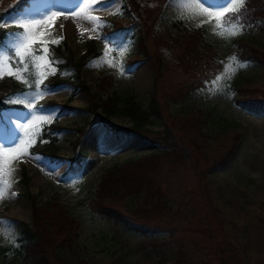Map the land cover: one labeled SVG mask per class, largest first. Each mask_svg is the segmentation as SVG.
<instances>
[{"label":"rangeland","instance_id":"obj_1","mask_svg":"<svg viewBox=\"0 0 264 264\" xmlns=\"http://www.w3.org/2000/svg\"><path fill=\"white\" fill-rule=\"evenodd\" d=\"M3 1L10 7L18 0H0V3ZM135 1L140 2L135 15L140 16L139 24L148 31L146 43L152 56L156 47L163 48L159 41L168 37L167 32L174 35L179 30H188L194 31V36L202 32L204 40L217 50L213 58L221 64L217 75L206 81L203 88L187 95L184 87L188 80L171 56L162 61L161 71L153 59H136L135 35L116 47L109 44L106 32L110 23H130L122 15V0H108L103 8L99 6L101 0H83V3L81 0H30L23 9L2 20L15 23H0V29L13 31L8 34L9 47L19 55L33 56L29 67L14 68L6 50L0 49V82H18L26 89L2 103L0 111V192L4 193L0 196V264H18L14 251L19 245L22 224H31L34 219L29 197L39 205L51 200L61 202L79 223L76 242L72 249L64 250L63 258L80 259L87 264H110L125 254L129 263L143 264L136 251L141 236L130 227L141 223L131 209H135L137 203L143 205L145 194L141 193L138 200L123 196L127 197L124 201L114 202L132 206L126 204L127 208L122 209L127 225L118 227L119 234L113 220L90 211L84 203L88 200L87 189L95 186L113 165L138 160L157 151L156 141L161 140L158 134L179 140L189 160L184 169L168 178L167 184H161V191L177 201L179 210L175 211V203H172L174 214L164 217L158 206L160 213L148 219L150 229L156 230L159 238L174 235L194 259L202 252L210 255L215 238L225 250L228 264H264V114L256 116L235 104L241 97L264 102V66L242 61L240 56L250 52L238 48L242 42L257 55L263 54L259 58L264 61V31L250 32L239 27V32L232 35L231 27H217L221 18L215 13L225 11L224 0H205V3L202 0ZM85 4L89 7L81 13L80 8ZM235 5L237 0L228 8ZM54 13L57 15L53 20L27 30L37 42L30 48L22 47L26 43L23 40L26 30L19 24ZM135 15L132 14V19ZM152 34L158 35L159 41L154 40ZM39 40L45 44L41 45ZM53 41H57L56 44L65 41L76 58L92 48L102 52L98 59L87 61L81 72V79L90 92L95 91L96 80L103 73L113 76V87L118 95L131 96L144 107L154 95L160 118L142 132L146 143L126 134L122 141L117 140L97 122L96 116L103 118L98 111L95 116L88 111L89 95L81 92L71 98L74 93L70 85L74 82L70 77L72 73L58 75L43 52L44 46L48 49L50 44H55ZM39 48L41 54L36 53ZM41 56L45 59H38ZM7 69L16 74H7ZM26 74L36 81L35 88L31 89ZM56 75L68 78L69 84L54 83L52 87L41 88ZM246 89L248 91L243 92ZM109 122L120 128L131 126L126 118H112ZM51 125L59 128L54 135L57 140L51 150L45 151L49 149L48 140L38 143L37 136ZM236 135L240 136L237 138L240 145L234 160L224 169L209 170L222 159L228 143ZM21 141L27 142V147L23 148L26 154H4L5 148H18ZM79 141L83 153L80 170L77 175H66L69 160L74 155L73 144ZM24 174L25 181L29 180L27 184ZM5 181L10 187L5 186ZM53 249L46 247L50 256L55 253L51 263L59 264L57 248ZM44 255L46 257V253ZM207 261L215 264L212 258L207 257Z\"/></svg>","mask_w":264,"mask_h":264},{"label":"trees","instance_id":"obj_2","mask_svg":"<svg viewBox=\"0 0 264 264\" xmlns=\"http://www.w3.org/2000/svg\"><path fill=\"white\" fill-rule=\"evenodd\" d=\"M28 1L30 0H19L10 7L7 4L8 2H5L6 4L3 3L0 6V19L3 20L6 15L23 9ZM122 1V15L129 19L130 23L127 25L119 22L111 23V30L108 32L109 44L116 47L132 39L135 35L137 37L135 46L136 59H153L156 61L158 70L161 69L162 61L167 56H171L188 80L187 86L184 87L185 94L203 88L206 81L217 75L221 66L220 63L215 62V59H213L216 57L217 50L214 45L204 40L202 32H196L195 36L192 34L194 31L188 30H179L174 35L167 32L168 37L162 39L163 41L158 40V35L152 34L154 40L157 39L161 42L159 44L163 47H156L152 56L146 43L148 31H145L143 25L139 24V22H142L140 16L138 14H136L137 16L135 15L140 9V2L135 0ZM152 12H157V9L154 8ZM132 14L136 16V18L134 17L135 19H132ZM221 22L223 26L228 28L236 25L250 32L252 30L264 31V0H245L239 11L226 12L225 16L221 18ZM11 33L13 31L0 30V49L6 50L9 57L8 61L14 68L24 65L29 67L33 57L31 55H19L13 48L9 47L7 39L8 34ZM239 45V50L244 49L250 52L248 54L244 53V57L240 56L242 61L259 63L264 66L263 58H259L260 56L263 57V54L258 53L257 55L256 52H252V49L247 48L245 44L240 43ZM40 52L41 50L36 51L38 54ZM47 55L51 64L58 70V75L72 73L71 79L74 80V82L72 81L74 93L71 98L81 92L89 95L91 107L88 111L93 116L98 111L103 118L96 116L97 122L101 123L107 132L112 133L119 141H122L126 134L128 136H136L141 143H146L142 132L147 131L149 125L154 124V120L160 118L159 108L156 106L154 95L151 96L149 103L144 107L131 96L121 97L118 95L113 87V77L103 73H100L96 80L95 91L90 92L85 81L81 79V72L87 61L98 59L102 55L99 49H88L83 56L76 58L67 46L57 43L48 46ZM28 74L26 75L30 81V87L31 89L35 88L36 81L33 77H29ZM22 90L24 91L25 89L11 82L0 84V110L2 103L9 101ZM236 91L238 93L242 92L237 89ZM247 91L246 89L243 92ZM102 96H105V98L101 99ZM235 104L239 109L248 111L256 116L264 114V102H254L241 97L235 101ZM112 118H126L131 123V126L129 128L116 127L109 122ZM58 129L52 125L48 126L37 136L38 143L47 139L54 145L57 140L54 135ZM158 135L161 140L156 141L158 144L157 151H153L138 160H129L120 165H113L106 170L101 175L99 182L87 189L88 200L84 203V206L94 213L106 215L109 220H113L116 231L119 234L121 232L118 227L127 225L126 220L122 217V209L127 208L126 204L129 207L132 206L128 203L115 204L114 202L121 199L124 201L127 197L123 196L138 200L139 195L143 193L145 194L143 205L137 203L136 208L131 209L132 213L140 217L141 223L139 226L130 227L131 230L137 231L141 236V242L137 245L136 251L143 264H212L213 260L208 262L207 257L214 259L215 264H228L224 257L225 250L215 238H213L212 242L213 252L210 255L202 252L198 259H194L188 248L179 244V239L175 238L174 235L159 238L158 235L156 236L158 232L150 229L148 219L150 216L158 214L159 207L164 212V217L168 214H174L176 209L177 211L179 210L177 201L161 191V184L163 182L166 183L168 178L174 175L177 170L184 169L189 160L186 149L180 144L179 140L170 137L168 134ZM239 137L238 135L233 137L231 142L228 143L222 159H219L218 163L209 167V170L216 171L218 168L224 169L230 165L239 149ZM80 142L73 144L74 155L69 160L70 165L66 175H77L80 170V159L83 155L79 149ZM23 176L24 183L27 184L29 180L25 181V174ZM29 200L31 201L34 219L31 224H22L21 237L18 239L19 245L14 251L18 264H52L51 257H55V253L52 252L50 256L46 247L57 248V262L59 264H87V262L80 259L69 260L63 258L62 253L64 250L72 249L79 230V223L67 212L64 204L59 203L57 200H51L44 205H39L32 197H29ZM172 203H175L174 212H172ZM152 207H154L153 210H151ZM63 233L65 234L63 235ZM48 258H50L49 262L47 261ZM110 264L131 263L128 262L127 255L122 254Z\"/></svg>","mask_w":264,"mask_h":264},{"label":"snow or ice","instance_id":"obj_3","mask_svg":"<svg viewBox=\"0 0 264 264\" xmlns=\"http://www.w3.org/2000/svg\"><path fill=\"white\" fill-rule=\"evenodd\" d=\"M108 0H101L100 3V7L103 8L106 6ZM203 3H205V0H202ZM81 3H83V0H81ZM233 0H224V4L222 5V7L225 9V11H221V12H216L215 16L223 18L226 14L227 11H239L240 7L243 6L244 0H237V5H235L233 8L229 9L228 5L232 4ZM89 5L85 4L83 8H80V12L83 13L85 11L86 8H88ZM57 14H52L50 16H46L40 20H35L32 21L31 23H20L19 27L24 28L26 30L24 36H23V40L26 42L24 45H22V47L24 48H30L32 44H35L37 42L36 38L32 36V34L30 32H28L27 30L32 28L35 29L37 28L39 25H41L42 23H48V21L53 20L55 18ZM209 15H212L211 13ZM88 19H92V20H97L98 18L96 17H87ZM0 23H4V24H10V23H15L14 21H2V19H0ZM62 27V26H61ZM217 27H223V23L222 22H218ZM240 28L237 27L236 25H232L230 31V34L235 35L239 32ZM224 33L221 32V35H223ZM40 36H43V33L39 34ZM63 37H61L62 39ZM57 41H53V43H56ZM39 43L41 45H44L45 42L43 40H39ZM43 52L46 54L47 53V47L44 46L43 47ZM38 59L40 60H44L45 57L41 56ZM46 63H48L47 61H45ZM7 74L9 75H15L16 73L11 71V69H7ZM19 78V77H18ZM219 79V78H217ZM27 147V142L26 141H21L20 145L18 146V148H5L4 150V154L5 155H9L12 152H16L18 155H24L26 153L23 152V148ZM6 187H10V185L7 183V181L4 182ZM4 195L3 192H0V196ZM13 195H15V193H13Z\"/></svg>","mask_w":264,"mask_h":264}]
</instances>
